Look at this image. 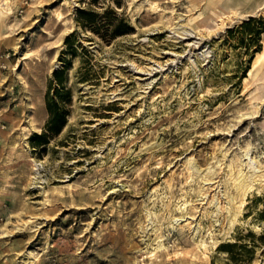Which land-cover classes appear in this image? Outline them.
Masks as SVG:
<instances>
[{
    "label": "rangeland",
    "instance_id": "obj_1",
    "mask_svg": "<svg viewBox=\"0 0 264 264\" xmlns=\"http://www.w3.org/2000/svg\"><path fill=\"white\" fill-rule=\"evenodd\" d=\"M9 1L0 23V264H264V181L255 178L261 187L230 225L237 205L226 175L245 152L264 171V104L243 82L264 17L216 29L210 0ZM198 13L199 27L211 26L196 35L205 60L185 45L191 39L172 38L174 14ZM55 72L64 89L54 84L50 97L66 121L35 144L25 119L44 131ZM188 159L211 174L186 172Z\"/></svg>",
    "mask_w": 264,
    "mask_h": 264
},
{
    "label": "bare ground",
    "instance_id": "obj_2",
    "mask_svg": "<svg viewBox=\"0 0 264 264\" xmlns=\"http://www.w3.org/2000/svg\"><path fill=\"white\" fill-rule=\"evenodd\" d=\"M65 3L68 4V2ZM209 3L214 7V11H211L210 17H212L211 23L216 29L223 28L226 23H228L230 26H233L236 23H240V21L242 20L245 21L247 18L254 17L259 14L264 17V0H210ZM9 5V0H0V23L4 19V17H6V15L10 13ZM201 15V13L194 15L189 14L185 16L182 14H174L175 18L178 20L174 22V27L172 28V38H174L176 42L191 39V41L187 42L185 45L192 48L193 50H200L201 43L199 40H202L204 36H202L201 39H197L196 35H198L202 30L207 32L211 31V26H206L204 28L199 27L198 24L202 23V21L200 20ZM57 17L61 19V16L58 15ZM191 23L196 24V28L189 29L188 25ZM197 55L203 60L208 58V52L206 49H201L200 52H197ZM170 56L175 55L172 54ZM191 58H193V56H190L188 59L191 60ZM190 62L193 64L195 63L194 59ZM154 67L155 66L153 65L150 67L147 73L148 75L153 72ZM243 82L246 88L252 87L251 99L254 101H260L264 104V30L261 33L260 49L252 58L250 67L247 70V77L243 79ZM35 129V125L31 121L30 116L27 115L23 130L26 131V135H32L35 134ZM243 156L244 158L238 165H234L232 162H230L227 165L226 170V175L231 180V183L229 185L234 190L233 198L237 205L235 209H233L232 211H228V219L230 225H233L237 221V218L240 216L241 208L246 202L247 194L252 192L255 186L261 187L259 186V183L261 181L255 180V178L258 176L260 179H262V181H264V171H259L247 152H245ZM30 162L33 164V178L37 177V164L32 158H30ZM185 170L188 173L191 172V174H195L196 178L199 176L203 178L204 176L211 174V167H208L206 169V175H201L202 171L199 170L190 159L186 161ZM48 191H52V193L55 191L57 193V189L55 188H48ZM233 198L231 200H233ZM177 209H180V206ZM198 232L199 230L198 228H196L193 238L196 237ZM200 244L205 249V244L202 243V241H200ZM216 244L217 241L213 243V245ZM162 249H164V247L161 243H158L157 246L153 248L152 251L148 254L150 260L156 259L157 252H161Z\"/></svg>",
    "mask_w": 264,
    "mask_h": 264
},
{
    "label": "trees",
    "instance_id": "obj_3",
    "mask_svg": "<svg viewBox=\"0 0 264 264\" xmlns=\"http://www.w3.org/2000/svg\"><path fill=\"white\" fill-rule=\"evenodd\" d=\"M82 14V13H80ZM63 72H55L53 75V80L48 81L47 92L45 96L46 110H47V120L44 126V131L40 134H33L30 139L35 142V144H46L49 136H57L62 127L65 124L66 112L63 108L56 102L52 97H50L51 90L56 84L59 90H63ZM59 93L58 89L55 88L54 94Z\"/></svg>",
    "mask_w": 264,
    "mask_h": 264
}]
</instances>
